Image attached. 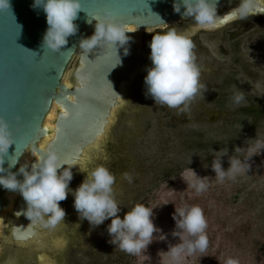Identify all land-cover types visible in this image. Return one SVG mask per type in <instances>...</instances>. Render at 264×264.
Returning a JSON list of instances; mask_svg holds the SVG:
<instances>
[{"label":"rangeland","instance_id":"374dc122","mask_svg":"<svg viewBox=\"0 0 264 264\" xmlns=\"http://www.w3.org/2000/svg\"><path fill=\"white\" fill-rule=\"evenodd\" d=\"M186 22L187 19L156 28L137 29L135 35L139 50L150 55L151 34L169 27L185 28ZM227 27L230 26L224 28ZM255 29H260V33L256 31L255 34L254 31V44H247L238 56L251 65V68H246L250 73L239 67L234 71L228 69V63L218 56L215 49L218 32L205 47L204 42L195 43L194 51L198 50L199 56L197 63L205 70L201 76L220 82L224 75L233 73L237 81L236 89L222 90L226 95L219 96L218 101H209L204 94L198 95L191 104L190 113H179L176 109L157 106L151 98H146L144 77L150 64L146 72L128 87L122 104L114 111L106 134L89 152L84 163L71 169L73 178L69 187L74 190L87 175L82 170L100 164L107 167L115 177L113 195L120 204L118 215L121 218L135 204L160 205L153 210V223L166 236L165 240L154 239L145 256L124 253L109 242L111 238L107 228L111 220L93 228L86 220L80 219L73 207L74 198L68 195L60 202L65 217L59 227L44 229L37 236L39 240H44L42 246L41 243L37 246L30 244V253H22L19 258L13 255L14 260L7 258L3 261L8 251L6 238L13 214L12 207L2 211L0 264H160V254L179 243V238L172 235L176 230L172 216L175 207L185 205H197L203 210L209 240L207 251L189 257L185 264H225L228 258L236 259L238 264H253L251 253L257 254L263 244L259 239L263 231H259L256 215L264 208L260 206L264 204L259 203L264 201V150L252 157L250 171L234 181H216L211 165L224 153L221 163L227 170L231 157L243 158L247 155L246 147L254 142L253 139H264V42L261 40L264 20L263 25ZM80 51L78 48L70 60L62 82H72ZM215 58L220 59L219 63ZM217 63L218 67L221 66L218 74ZM238 90L245 92L246 104H233L228 93ZM57 110L53 105L52 117L46 119L49 125L53 124ZM32 157L33 154L29 155L24 162H30ZM187 168H191L198 177L208 178L205 192L197 194L187 187L181 177ZM125 173L132 176L131 183L124 179ZM246 194L249 195L248 200L239 205L241 199L238 197ZM18 195H14L13 202ZM258 233L260 237L256 238ZM157 235L154 233V237ZM38 255L42 256L41 261L37 259Z\"/></svg>","mask_w":264,"mask_h":264},{"label":"clouds","instance_id":"9594fccd","mask_svg":"<svg viewBox=\"0 0 264 264\" xmlns=\"http://www.w3.org/2000/svg\"><path fill=\"white\" fill-rule=\"evenodd\" d=\"M217 3L218 0H174L173 12L180 14L182 20L191 18L193 26L183 32L178 31L176 27H169L167 30L155 32L152 36L149 43L151 67L147 69L144 85L146 98H151L155 105L176 109L179 113H190L192 102L206 90L200 82L201 70L196 62L197 57L194 53L196 46L192 36L202 30H215L219 26V21L223 17L217 15ZM32 7L42 9L45 13L48 27L43 35L42 46L52 52H60V49L68 43L67 38L78 31L74 21L82 10L80 0H33ZM9 9V0H0V12H7ZM257 14H264V0H239L238 6L224 16L231 17L230 22L235 23ZM90 18L88 23H92V19L96 21L94 33L79 41V49L84 55L96 47H110L117 52L118 47L129 43L131 38L126 32L134 31L128 30L126 24L114 22L110 16ZM68 51L73 52L71 49ZM124 54H128V48L124 49ZM64 100V97L56 99L57 104L62 108V118L66 119L70 113L65 107ZM247 101L245 92L240 90L234 92L233 104L239 106L246 104ZM50 102L49 99L46 104ZM76 103L77 101L71 104ZM253 141L245 149L246 156L231 157L227 170L221 163L224 153L213 160L211 168L215 173L216 181L219 183L225 180L234 181L238 176L250 171L252 157L260 155L264 150V139L255 138ZM13 143L16 142L9 124L5 119L0 118V187L19 192L22 196L26 208L16 214L24 215L30 220L26 229L37 225L51 228L61 223L65 211L60 206V202L66 200L68 195H72L73 207L80 219L86 220L93 228L103 224L105 220H111L107 228L111 238L109 242L124 253L131 256H145L144 253L154 239L160 241L166 239L153 223V210L160 205L135 204L123 218L118 215L120 204L113 195L115 177L104 165L82 170L86 171L87 175L73 190L69 184L73 178L71 169L75 165L63 161L52 150L42 152L35 149L34 163L30 166L28 163L21 165L18 173L7 171L3 167L4 156ZM26 149L27 145L23 150ZM236 150L240 151V148ZM21 155L22 151L18 152L16 148L15 155L8 158L9 169L18 163ZM63 165L67 167L58 174V170H61ZM18 174L22 175V181L17 179ZM181 177L187 187L197 194L205 192L208 188L206 182L208 178L198 177L191 168H187ZM124 179L131 183L132 176L125 173ZM172 219L175 221L176 229L172 235L179 238V243L160 254V264H185L189 257L207 251L208 224L199 206L175 207ZM154 233L158 235L154 237ZM225 264H238V261L228 258Z\"/></svg>","mask_w":264,"mask_h":264},{"label":"water","instance_id":"95a60500","mask_svg":"<svg viewBox=\"0 0 264 264\" xmlns=\"http://www.w3.org/2000/svg\"><path fill=\"white\" fill-rule=\"evenodd\" d=\"M236 1L218 0L217 10ZM80 2L82 10L74 21L78 31L67 38L68 43L60 52L42 46L48 25L42 9L32 7L33 0H9L10 9L0 12V118L7 121L16 142L9 146L4 156L3 167L7 171L18 173V163L8 168V158L15 155L16 148L18 152L22 151V155L28 148L34 155L35 149L42 152L52 150L70 165L82 163L86 151L106 134L112 113L122 104L127 93L123 92L122 84L131 87L136 77H141L151 64L150 55L139 50L134 32H126L131 39L128 44L118 47L117 52L110 47H96L86 55L80 51L72 82H62L64 72L79 48V41L94 31L96 21L87 22L91 16H110L114 22L126 24L128 30L129 27L151 29L182 20L181 15L172 10L174 0ZM230 20L231 17L224 16L219 25ZM125 48H128L127 55L124 54ZM63 97L70 113L66 119L62 118V108L56 101ZM49 99L51 102L46 104ZM76 101L75 105L71 104ZM52 105L58 110L50 126L43 121L46 116L52 117L48 113ZM49 134V139L39 146ZM26 145L27 149L23 150ZM34 162L35 157L29 166ZM65 167L67 165H63L58 174ZM17 179L22 181V175L18 174ZM10 193L14 192L0 187V211L11 204V199L7 198ZM25 208L26 203L19 194L8 227L7 242L12 257L28 252L34 242L43 244L44 240L37 236L44 229L50 230L40 225L26 229L30 220L16 214ZM58 225L60 223L55 227Z\"/></svg>","mask_w":264,"mask_h":264},{"label":"flooded vegetation","instance_id":"af4514ba","mask_svg":"<svg viewBox=\"0 0 264 264\" xmlns=\"http://www.w3.org/2000/svg\"><path fill=\"white\" fill-rule=\"evenodd\" d=\"M238 3H239V0H237L236 2H234L232 4H229L228 6H225L224 8H222L218 11L217 15L220 17H224V15L226 13H228L231 9L237 7ZM263 20H264V14H257L255 16L248 18L247 20L236 21L235 23H231L230 21H228V22L224 23L223 25H219L215 30L199 31L195 35L192 36V39H193L194 44L197 43L198 41H200L202 43L204 42V47H205L208 43L212 42V39L215 38L214 34H217V32H218V35H217L218 36V45L215 48L218 56L220 58H223L222 60H224L228 63V65H229L228 69L234 71V69H236V67L237 68L239 67V68H243V70H245L246 68L247 69L251 68V65L249 63H247L243 58L242 59L238 58V56L239 57L241 56V52L247 44H249L250 46L252 44H254L253 43L254 31H255V34H256V31L260 33V29L256 30L255 28L263 25ZM177 22H179V21H177ZM192 26H193V21H191V18H189L186 22V27L182 28V29H177V30L181 31V32L187 31ZM225 26H230V27L224 28ZM202 35H204L205 37H202ZM151 36H153V35L151 34ZM259 39H260V37L257 39H254V41H257ZM261 40H263V42H264V34H263V36H261ZM244 41H247V42H244ZM204 47H202L203 49L201 48V50L204 51ZM197 51H194V53L197 54V58H198L199 56H198ZM215 60H217L218 63L220 61V59L218 60L216 58H215ZM196 62H197V60H196ZM218 63H217V67H216V74H218L220 72V71H218V68H221V66L218 67ZM197 64L200 66L201 73L204 72L205 70L203 68V65H200V63H197ZM247 69L245 70V73H250V70L247 71ZM138 76H140V75H138ZM200 82H201V84H203L205 86L206 90L203 92V94L207 95L206 97L209 99V101H211V100L213 101L214 99L215 100L217 99V101H218L219 96L226 95V93H223L224 91L221 92L222 90L236 89L235 87L237 86V81L235 80L233 73H231L230 75H229V73L227 75H224V78L222 77L220 82H218L215 79L211 80V78L204 79L202 76H200ZM233 94H234V91H229V93H228V95H231V96H233ZM7 239H8V235L6 238L8 251L6 254V258L3 261H6L7 258L9 260H14V258L9 255L10 246L7 242ZM34 245H36V246L39 245V242H35ZM40 246H42V244ZM24 248H25V246H24ZM26 248H28V247H26ZM22 253L29 254L30 252L29 251L28 252L23 251ZM22 253H20L19 255H21ZM19 255H17L18 258H19ZM37 259H39L41 261L43 258L41 255H38ZM18 261H19V259H18Z\"/></svg>","mask_w":264,"mask_h":264},{"label":"bare ground","instance_id":"6f19581e","mask_svg":"<svg viewBox=\"0 0 264 264\" xmlns=\"http://www.w3.org/2000/svg\"><path fill=\"white\" fill-rule=\"evenodd\" d=\"M129 29L131 30V31H134V34H135V30H137V29H135V28H133V27H129ZM139 30V29H138ZM135 78V77H134ZM133 78V79H134ZM137 78V77H136ZM122 89H123V92L124 93H126L127 92V90H128V87H129V84H122ZM53 106V105H52ZM49 114H51L52 113V107H51V109H50V111L48 112ZM113 115H114V112L112 113V116H111V118L113 117ZM48 118H51V116H46L45 117V119H44V121L46 120V119H48ZM54 118V117H53ZM49 120V119H48ZM48 120H46L45 122L43 121V124H45V123H48ZM49 124V123H48ZM50 126H52V125H50ZM51 136V134H49V136H46V137H44L40 142H39V146H41L42 144H44L48 139H49V137ZM99 142V141H98ZM97 142V143H98ZM96 143V144H97ZM95 144V145H96ZM94 145V146H95ZM94 146H92L91 148H89L87 151H86V154H85V156L83 157V160L87 157V155L89 154V152L93 149V147ZM34 155V152L31 150V149H27L25 152H24V154L22 155V157L20 158V160H19V162H18V165H17V167L19 168L21 165H23V164H25V162H24V160L27 158L28 159V157H29V155ZM32 158H34V156L32 157ZM29 163V162H28ZM82 163H84V161H82ZM17 193H19V192H14V193H10V195H7V198H9V199H11V204L9 205V207H3V209L0 211V220H1V218H2V215H3V213H2V211H5V209L7 210L8 208H11V207H13V205H14V202H13V199H14V195H16ZM12 210V209H11Z\"/></svg>","mask_w":264,"mask_h":264},{"label":"trees","instance_id":"16d2710c","mask_svg":"<svg viewBox=\"0 0 264 264\" xmlns=\"http://www.w3.org/2000/svg\"><path fill=\"white\" fill-rule=\"evenodd\" d=\"M248 197H249V195H247V194L243 197H238L241 199V202L237 201L238 204L244 205V202L246 200H248ZM243 200H245V201L243 202ZM259 203L264 204V201H262V202L260 201ZM256 205H257V203H256ZM260 206H264V205H260ZM256 216H257L256 217L257 220H259V222H258V227L260 228L259 231L261 232V230H262L263 233L262 232L260 233V235H262L261 237H260L259 233L255 237L256 238L260 237L259 239L263 241V244L261 246V249L260 250L258 249L257 254L251 253L252 254L251 258H252L253 264H264V208H262L259 212H257ZM241 234L242 233H238V235H241Z\"/></svg>","mask_w":264,"mask_h":264}]
</instances>
